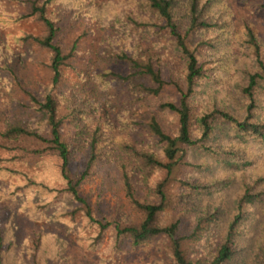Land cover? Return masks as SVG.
I'll use <instances>...</instances> for the list:
<instances>
[{"label":"trees","instance_id":"obj_1","mask_svg":"<svg viewBox=\"0 0 264 264\" xmlns=\"http://www.w3.org/2000/svg\"><path fill=\"white\" fill-rule=\"evenodd\" d=\"M5 1L26 7L15 20L31 23L36 31L28 30L17 40L47 53L48 80L36 87L16 82L15 111L0 113V151L11 154L13 164H45L59 186L4 165L0 157V178L13 177V193L46 198L33 207L36 213L65 204L54 212L55 219L81 223L92 248L108 236L105 251L110 254L161 250L174 264H228L236 259L242 251L237 237L244 204L264 196H252L245 184L233 211L218 201L231 173L264 145V120L256 118L255 99L264 85V48L252 26L244 22L236 27L225 0H127L134 15L125 17L148 34L125 36L130 43L109 50L115 68L85 76L72 62L91 34L87 22L77 31L82 15L75 8L78 0ZM167 48L174 52L173 71ZM5 66L0 61V68ZM69 70L79 84L95 87L79 92L71 85ZM231 82H238L237 91L248 102L244 115L217 100L197 113L194 101L204 85L233 90ZM169 89L174 99L163 98ZM111 102L123 107L114 124L99 114V104ZM162 113L174 116L173 128L164 127ZM199 157L219 166L209 173ZM98 169L114 172L129 217L99 215L80 193ZM256 181L263 184L264 175ZM11 227L10 222L0 223V264H63L60 245L40 232L26 240L17 259ZM206 232L213 240L203 247L199 242ZM251 264H264V236L256 242Z\"/></svg>","mask_w":264,"mask_h":264},{"label":"rangeland","instance_id":"obj_2","mask_svg":"<svg viewBox=\"0 0 264 264\" xmlns=\"http://www.w3.org/2000/svg\"><path fill=\"white\" fill-rule=\"evenodd\" d=\"M225 1L232 13L234 25L238 27L244 22L251 25L264 48L262 1ZM128 3L127 0H78V5L75 8L82 10V15L78 21L77 31L80 32L84 23L87 22L90 24L91 34L81 42L72 61L76 70L88 76L89 73L102 70L105 67L115 68L109 50L118 48L122 43H130V41L128 42L129 38H125V36H136L138 32L143 35L148 34L147 31L135 29L125 17L126 13L134 15ZM25 11L26 7L21 4L0 0V61L6 63V68H0V113L6 115H11L15 111L14 106L19 97L16 95L17 81L30 87H36L48 80L47 53L30 42L17 40L28 30L36 31L31 23L15 20ZM94 40H96L95 43H93ZM167 53L166 58L173 71L176 69L174 52L168 51L167 48ZM67 74L71 79V85L75 89H79V92L82 91V87L84 90L95 87L91 82L79 84L71 70ZM240 76L242 77V75ZM229 85L233 90L229 87L204 85L200 89L199 98L194 101L197 113L202 110V107H208V103L212 104L214 100H217V104L225 103L232 112L244 115L248 102L245 96L237 91L238 82H231ZM259 87L260 91L255 94L256 106L259 110L256 118L264 120V85ZM163 98L174 99V92L170 89L166 90ZM153 103L154 100L149 103V110L153 107ZM99 107L102 120L112 124L118 121L123 110L121 105L113 102L100 103ZM159 116L166 129L174 127V116L169 113H162ZM249 155L252 156L251 161L242 166L235 175L231 173L230 185L224 188L221 194H218V201L228 204L232 211L235 209L239 196L244 192L245 184L250 188L249 193L252 196L264 192V183L260 185L256 181L264 175V145L258 146ZM0 157L4 165L19 168L34 178H41L51 185L59 187L45 164L38 168L19 163L13 164L11 154L3 151H0ZM197 160L205 164L202 169L209 170V173L219 166L207 157H199ZM13 192V177L0 178V223H11L10 236L14 243V255L17 259H19V254L25 251L26 240L40 232L49 235L56 244L60 245L61 255L64 259L63 264H174L169 256L161 250H136L125 254H110L105 251L109 242L108 236L100 247L92 248L85 240L86 234L82 230L81 223L69 224L55 219L54 212L58 209H65V204L58 203L56 206L46 207L40 213H36L33 207L43 204L46 198L40 193L19 196ZM80 193L87 197L94 212L99 215H117L125 219L132 214L122 187L112 170L98 169L89 181L80 187ZM262 204H264V196L259 200L252 197L248 203L244 204V218L238 228L237 237L242 251L236 259L228 264H251L256 242L264 236V211L259 213V206ZM209 234L206 232L202 235L199 245L206 247L209 240H213L212 235L210 237Z\"/></svg>","mask_w":264,"mask_h":264}]
</instances>
